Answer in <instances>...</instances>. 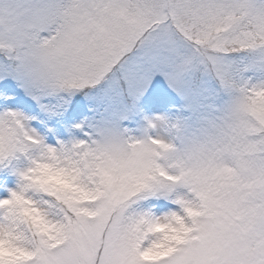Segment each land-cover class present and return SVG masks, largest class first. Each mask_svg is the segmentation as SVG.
Instances as JSON below:
<instances>
[{"label":"snow or ice","instance_id":"1","mask_svg":"<svg viewBox=\"0 0 264 264\" xmlns=\"http://www.w3.org/2000/svg\"><path fill=\"white\" fill-rule=\"evenodd\" d=\"M0 264H264V0H0Z\"/></svg>","mask_w":264,"mask_h":264}]
</instances>
